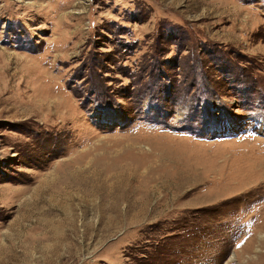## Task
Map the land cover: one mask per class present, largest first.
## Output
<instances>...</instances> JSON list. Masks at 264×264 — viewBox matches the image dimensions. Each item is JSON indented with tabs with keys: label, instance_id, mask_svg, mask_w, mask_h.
I'll return each mask as SVG.
<instances>
[{
	"label": "rangeland",
	"instance_id": "rangeland-1",
	"mask_svg": "<svg viewBox=\"0 0 264 264\" xmlns=\"http://www.w3.org/2000/svg\"><path fill=\"white\" fill-rule=\"evenodd\" d=\"M0 264H264V0H0Z\"/></svg>",
	"mask_w": 264,
	"mask_h": 264
},
{
	"label": "bare ground",
	"instance_id": "bare-ground-1",
	"mask_svg": "<svg viewBox=\"0 0 264 264\" xmlns=\"http://www.w3.org/2000/svg\"><path fill=\"white\" fill-rule=\"evenodd\" d=\"M239 185H237L236 187H234V188H237Z\"/></svg>",
	"mask_w": 264,
	"mask_h": 264
}]
</instances>
